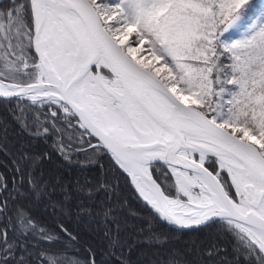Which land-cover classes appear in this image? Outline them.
<instances>
[{
  "label": "snow or ice",
  "instance_id": "1",
  "mask_svg": "<svg viewBox=\"0 0 264 264\" xmlns=\"http://www.w3.org/2000/svg\"><path fill=\"white\" fill-rule=\"evenodd\" d=\"M0 264H264V3L0 0Z\"/></svg>",
  "mask_w": 264,
  "mask_h": 264
},
{
  "label": "trees",
  "instance_id": "2",
  "mask_svg": "<svg viewBox=\"0 0 264 264\" xmlns=\"http://www.w3.org/2000/svg\"><path fill=\"white\" fill-rule=\"evenodd\" d=\"M251 3H253V4H260V3H264V0H251ZM73 175H75V173H73ZM132 203H133V206H134V207H138V205H136L135 201H133ZM40 211H42V209L38 210L36 214H39ZM80 231H81L82 234L85 235V238H90V237L87 235V230H86L85 226L81 225V227H80ZM188 240H189V237H187V236H185V237H181L180 240H178V241H174V242H173V246L176 247V248H181V249H183V248H185V247L187 246L186 242H187ZM141 248L144 249V250H146V251H148V250L146 249V246H141ZM154 250H155V249H153V251H154ZM149 255H151V251H149ZM136 258H137V256L134 255V256H133V259H136Z\"/></svg>",
  "mask_w": 264,
  "mask_h": 264
}]
</instances>
